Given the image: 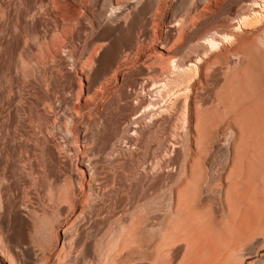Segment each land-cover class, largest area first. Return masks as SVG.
Returning <instances> with one entry per match:
<instances>
[{"label":"bare ground","instance_id":"obj_1","mask_svg":"<svg viewBox=\"0 0 264 264\" xmlns=\"http://www.w3.org/2000/svg\"><path fill=\"white\" fill-rule=\"evenodd\" d=\"M136 1L116 0L117 5L123 6L117 16L122 17L128 10L144 13L150 5L144 0ZM163 1H158L159 11L164 8ZM229 2L238 6L226 13ZM63 11L72 14L76 10ZM202 21L207 26L197 31ZM119 29L121 23L117 21L116 27H109L105 33L113 34ZM175 32L177 39L170 46ZM159 41V47L165 51L152 54L155 59L169 62L170 72L162 75L155 70L158 77L145 80L142 91L146 95H139L127 107L139 115L133 120L138 127L128 130L134 135L124 133L122 141L126 146L113 145L105 160L127 162L133 145L142 142L148 133L163 128L168 135L161 142L163 156L155 154L152 161L141 164L138 170L153 186L164 189L143 203L134 201L121 212H116L113 205L105 210L95 162L85 163V158L79 161L89 176L78 164L72 170L73 162L66 163L65 179L58 174V186L49 187L55 212L52 218H41L44 230L28 207L3 201L2 192L0 264H84L80 258L87 252L90 258L86 264H253L261 258L264 0H195L184 16L170 21L166 35ZM181 49L189 54H180ZM101 71L102 67L96 71L87 94L94 93L98 83L102 91L107 88L96 79ZM69 76V86L75 88L76 76ZM120 87L121 94L129 97L126 83ZM69 124L73 129L67 133L72 135L76 126ZM76 180L81 181V186ZM85 184L96 197L92 208L85 199L89 197ZM106 220V227L88 242L87 232L94 222ZM11 228L21 235L27 259L5 245L4 233ZM41 230L47 241H37L36 251L32 235ZM254 243L259 246L253 254L248 250Z\"/></svg>","mask_w":264,"mask_h":264},{"label":"rangeland","instance_id":"obj_2","mask_svg":"<svg viewBox=\"0 0 264 264\" xmlns=\"http://www.w3.org/2000/svg\"><path fill=\"white\" fill-rule=\"evenodd\" d=\"M123 1L130 0L119 3ZM144 1L150 4L144 13L128 10L123 15L125 18H119L123 6L117 5L116 0H0V194L4 193L5 202L28 207L42 230L45 227L41 218H52L55 212L49 187L58 186V174L65 179L66 163L73 162L72 170L78 164L89 176L87 168L80 163L83 158L85 163L95 162L102 181L101 200L105 210L113 205L116 212H121L134 201L143 203L164 189L153 186L138 170L141 164L152 161L155 154L163 156L161 142L168 136L163 128L148 133L142 142L133 145L126 156L127 162L105 160L113 145L126 146L122 141L124 133L134 135L135 132L128 130L138 127L133 120L139 115L127 107L139 95H146L142 91L145 80L157 78L159 73L155 70L162 75L170 72V63L155 59L152 53L165 51L159 47V40L166 35L170 21L184 16L195 0L184 3L164 0L162 11L158 10L159 0ZM237 4L227 3L224 12ZM63 8H73L75 14H67ZM102 10L106 14H101ZM117 21L121 29L113 34L105 33L109 27H116ZM206 26L202 21L196 30ZM176 39L177 32L170 38V46ZM183 53L189 54L181 49L180 54ZM100 67L102 71L96 79L107 88L102 91L98 83L94 93L87 94V86ZM69 74L76 76L75 88L69 86ZM123 83L131 93L127 98L120 91ZM68 124L76 126L79 135L75 131L72 135L67 133L73 129ZM50 147L56 151L52 152ZM76 184L81 186V181L76 180ZM86 184L89 197L85 199L92 208L96 197ZM107 223L108 220L94 222L87 232L88 242ZM42 230L32 235L36 251L39 243L47 241ZM6 231L5 245L9 244L22 259H27L19 232L14 228ZM258 246L259 243H254L248 252L254 254ZM261 253V258L253 264H264V250ZM89 258L87 252L80 261L86 264Z\"/></svg>","mask_w":264,"mask_h":264}]
</instances>
